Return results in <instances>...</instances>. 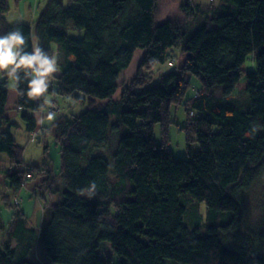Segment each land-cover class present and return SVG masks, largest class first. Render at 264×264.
I'll return each instance as SVG.
<instances>
[{"label": "trees", "instance_id": "trees-1", "mask_svg": "<svg viewBox=\"0 0 264 264\" xmlns=\"http://www.w3.org/2000/svg\"><path fill=\"white\" fill-rule=\"evenodd\" d=\"M10 1L0 0V35L19 30L25 51L38 45L54 53L60 74L50 77L49 92L87 107L48 130L60 147L64 186L37 229L15 200L27 176L45 169L25 166V147L13 133L22 127L8 117L10 80H0V155L9 165L2 174L10 192H0V203L14 208L9 227L1 225L8 240L0 245V264H264V223L239 232L243 194L264 173V0H224L220 7L170 0L169 8L165 0H48L34 24H10ZM199 15L204 24L189 37L188 24ZM177 46L181 66L151 84L155 64L166 63ZM250 55L256 68L244 71ZM190 76L201 87L188 97ZM242 79L248 99L235 93ZM13 80L18 108L31 112L23 114V129L30 140L36 132L47 150L35 116L43 98L27 97L23 70ZM221 87L223 94H215ZM182 104L187 159L176 158L168 144L173 107ZM110 130L126 132L112 177L107 158L87 156L109 146ZM43 184L50 190L56 180L49 174ZM203 224L210 226L206 234L199 232ZM109 246L117 260L101 257Z\"/></svg>", "mask_w": 264, "mask_h": 264}, {"label": "rangeland", "instance_id": "rangeland-1", "mask_svg": "<svg viewBox=\"0 0 264 264\" xmlns=\"http://www.w3.org/2000/svg\"><path fill=\"white\" fill-rule=\"evenodd\" d=\"M180 3H184L185 0H179ZM197 4H202L204 6L210 7H220L225 1L224 0H194ZM170 4V0L164 1V7ZM11 11L7 15V19L10 24L19 23L21 20H26L27 22L31 21V11L28 10V18L23 19L20 16V10L16 5V0L10 1ZM42 8V7H41ZM40 11V9H39ZM204 16L199 15L193 21L188 24V36L192 37L195 32L204 24ZM74 36H84V32L81 31H71ZM56 46V45H55ZM169 59L166 63H156L153 67L152 71L149 73V77L151 79V84H156L159 81V78L162 74L168 73L173 69H178L183 61V57L181 54L180 46L174 47L169 52ZM175 59L174 65L170 64V61ZM256 68L254 56L250 55L247 61L243 66L244 71L253 70ZM7 76L4 73H0V80L5 79ZM126 79L125 73L121 75L119 80L120 83ZM192 80L193 89L189 92L188 97L193 96L195 94V89L201 87V80L196 76H190ZM50 85H52V80H50ZM237 89L235 93L237 97L248 99V95L246 92L242 93V90L246 86L245 79H242L241 83L237 85ZM16 90L15 81L10 80V89ZM224 92V87L218 88L215 91V94L222 95ZM56 100L58 109L55 113L56 116L53 120L48 121L44 119V133H40V138H44L48 143L49 148L45 150L44 142L39 138L29 139L25 130H17L14 129L13 133L18 142L25 147L24 152V161L25 166L39 167L44 168L45 170H41V173H34V178L27 181L26 186L21 192L20 196L15 200L16 202H20V207L26 213L28 217V222L30 226H33L39 229L44 220L50 218V206L53 205L59 199V193L61 188H63V179L60 173L61 171V153L60 147L58 145L57 139L52 132L48 130L51 129L52 125L55 123L57 118L61 116H71L72 114L79 115L86 110V105L82 102L78 101L75 97H62L56 96L54 97ZM53 103V102H52ZM23 114H31L30 111L20 112V114L14 119L15 122L19 123L24 127ZM188 112L184 104L173 107L172 110V120L173 123L169 128V147L172 150L174 156L179 159H187L189 158V153L187 149V135L186 131L183 128L186 126L188 121ZM111 121L115 123L117 121V117L115 115H111ZM111 131V130H110ZM126 132L120 134V132H110V144L105 148H91V150L87 153V156H103L109 160L111 163V177L114 173V160L113 155L117 149L120 137L125 135ZM45 136V137H42ZM155 140L160 145L164 141L162 126L158 124L155 128ZM196 148L199 149V145L196 144ZM0 192L7 193L8 191L5 185V178L2 174L4 170L9 168L7 158L4 154L0 155ZM51 174L53 178L56 180V184L52 186L50 190L46 188V185L43 184L45 177ZM46 177V179H47ZM45 179V180H46ZM59 191V192H58ZM243 202L246 209V219L243 227L239 230L242 233H253L257 231L264 223V173L259 177L255 185L246 193L243 194ZM202 214L206 217L207 209L203 204L201 207ZM14 208L13 204L7 205L4 202L0 203V245H4L8 240L7 231L2 229V224H4L7 228L9 227L10 222L13 219ZM227 219L231 217V213L227 212L223 214ZM188 217L186 216V221L189 222ZM191 230L196 227L188 223ZM210 226L207 224H203L200 226L199 231L201 234H206L209 231ZM16 244V243H14ZM40 254V250L38 253ZM101 257L106 258L111 256L118 259L116 254H113V251L110 249V246L107 247L106 250H101ZM169 262V261H168ZM169 264V263H168Z\"/></svg>", "mask_w": 264, "mask_h": 264}, {"label": "clouds", "instance_id": "clouds-1", "mask_svg": "<svg viewBox=\"0 0 264 264\" xmlns=\"http://www.w3.org/2000/svg\"><path fill=\"white\" fill-rule=\"evenodd\" d=\"M26 38L19 30H12L6 35H0V73L6 74L9 80H21V70L23 78L27 80L26 95L30 99L43 98L38 111L44 113L43 119L51 121L56 113L49 111L51 101L48 99L50 88V77L59 70L57 56L49 54L42 47L33 45L32 51L24 50ZM55 95V93H51Z\"/></svg>", "mask_w": 264, "mask_h": 264}, {"label": "crops", "instance_id": "crops-1", "mask_svg": "<svg viewBox=\"0 0 264 264\" xmlns=\"http://www.w3.org/2000/svg\"><path fill=\"white\" fill-rule=\"evenodd\" d=\"M47 2H48V0H18V1H16V5L20 10V16L23 19L28 18V10L31 11V15H32L30 22H27L26 20H21L19 23L34 24V22L40 16L42 10L45 8ZM39 9H40V11H39ZM55 45L56 44H54V48H55L56 53L58 54L57 45L56 46ZM57 74L59 75L60 71H58ZM54 97H56V95H51V93L49 92L48 99L51 102L54 101ZM7 109H8V117L12 121H14V119L21 112L20 109L18 108V92L14 88L9 89ZM35 116H36L37 121H38V119L43 118L45 116V114L37 112L35 114ZM38 125H39L38 131L43 132V130H44V119H43V122H38ZM20 126L22 127L21 130H24L23 128H25V125H24V127L22 125H20ZM27 167H29V166H27ZM29 168H31V167H29ZM46 177H45V179H46Z\"/></svg>", "mask_w": 264, "mask_h": 264}, {"label": "built area", "instance_id": "built-area-1", "mask_svg": "<svg viewBox=\"0 0 264 264\" xmlns=\"http://www.w3.org/2000/svg\"><path fill=\"white\" fill-rule=\"evenodd\" d=\"M170 64L173 65V64H174V61H172ZM48 110H49V111H54V112H56L57 110H59V109H58V105H57V103H52L51 106L48 108ZM36 136H37V133H36V132L33 133V134L31 135L32 140L35 139ZM32 178H33V176H32L31 174H29V175L27 176V179H29V180L32 179Z\"/></svg>", "mask_w": 264, "mask_h": 264}]
</instances>
